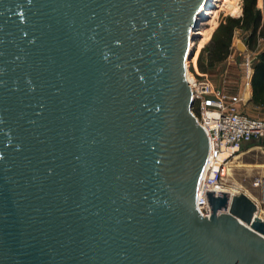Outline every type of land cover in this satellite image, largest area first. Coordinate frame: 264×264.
<instances>
[{"label": "water", "instance_id": "water-1", "mask_svg": "<svg viewBox=\"0 0 264 264\" xmlns=\"http://www.w3.org/2000/svg\"><path fill=\"white\" fill-rule=\"evenodd\" d=\"M206 1L0 0V264H264L250 197L196 207Z\"/></svg>", "mask_w": 264, "mask_h": 264}, {"label": "rangeland", "instance_id": "rangeland-1", "mask_svg": "<svg viewBox=\"0 0 264 264\" xmlns=\"http://www.w3.org/2000/svg\"><path fill=\"white\" fill-rule=\"evenodd\" d=\"M257 3L258 8L262 10L263 0H258ZM238 4L240 7L239 14L232 15L228 10L219 7L211 12L207 21L202 22L200 27L201 34L196 40L195 47L198 41H200L201 45L196 51L194 61L190 60L188 62L189 72L194 77L209 78L216 86L234 95H241L240 92L247 87V68L245 64L251 61L253 74L254 64L264 47L263 39H259L255 46H251L249 43L250 31L240 28L233 34L231 46L225 60L212 66H207L204 73L199 69L197 59L201 56L206 63L215 39L219 35L218 29L220 26L227 23L230 18H240L242 16L243 0H238ZM238 43H242L246 49L239 50L237 47ZM253 106L256 110L251 109L253 110L252 112H248L245 105L243 107L241 105V109L251 117L264 118V108ZM235 156V159L237 158L236 163L233 157L229 167L230 170L227 173L228 178L227 176L225 178V184L235 185L237 183L236 185L239 189L235 194L243 193L250 197L258 206L257 215L264 219V197L261 184L264 181V147L247 144Z\"/></svg>", "mask_w": 264, "mask_h": 264}, {"label": "built area", "instance_id": "built-area-1", "mask_svg": "<svg viewBox=\"0 0 264 264\" xmlns=\"http://www.w3.org/2000/svg\"><path fill=\"white\" fill-rule=\"evenodd\" d=\"M245 66L246 86H249L252 78L251 61ZM190 75L192 110L209 142V153L197 193L196 207L200 214L208 217L210 208L206 192H225L223 186L227 176V161L239 153L243 146L264 140V118L251 117L243 112L241 105L244 102L241 95L221 89L209 78H196L191 73Z\"/></svg>", "mask_w": 264, "mask_h": 264}, {"label": "trees", "instance_id": "trees-1", "mask_svg": "<svg viewBox=\"0 0 264 264\" xmlns=\"http://www.w3.org/2000/svg\"><path fill=\"white\" fill-rule=\"evenodd\" d=\"M257 2L258 0H243L242 16L230 18L227 23L220 26L219 35L215 39L207 62L205 63L201 56L197 59V65L202 72H206L207 66H212L226 59L233 34L237 29L244 28L250 31L249 43L251 46H255L259 39L264 40V0L262 10L258 8ZM200 45L201 43L198 41L191 58L192 61H194V56ZM251 88L252 103L264 108V47L254 64Z\"/></svg>", "mask_w": 264, "mask_h": 264}, {"label": "bare ground", "instance_id": "bare-ground-1", "mask_svg": "<svg viewBox=\"0 0 264 264\" xmlns=\"http://www.w3.org/2000/svg\"><path fill=\"white\" fill-rule=\"evenodd\" d=\"M219 7L228 10L232 15H237L240 12V7H239V4H238V0H232V1L231 0H207L205 8L201 11L200 15L198 16L199 25H198L197 29H195V31H193L194 34H195V39L193 41H191V43H190L189 54H191V57H189L190 58L189 60H191V58L193 56L196 40L198 39V36L200 37V34H201L200 27L202 25V22H204V20H206L207 18L209 19V16H210L211 12L213 10L219 8ZM189 60L186 62V67H188ZM187 79H188L189 82H192V76L190 75L189 71H187ZM235 155H233L227 161V164H226L227 173L230 170L229 167H230L232 158ZM227 178H228V176H227ZM233 184H234V182H233ZM236 184L235 185L225 184V186H223V191L228 192L231 195H234L236 193V191L239 189V187ZM261 184H262V187H263V197H264V181L261 182ZM263 200H264V198H263Z\"/></svg>", "mask_w": 264, "mask_h": 264}, {"label": "crops", "instance_id": "crops-1", "mask_svg": "<svg viewBox=\"0 0 264 264\" xmlns=\"http://www.w3.org/2000/svg\"><path fill=\"white\" fill-rule=\"evenodd\" d=\"M240 94H241V96H242V98H243V104H242V107L245 105L246 106V110L248 111V112H252L253 110H256L255 108H254V104L252 103V88H251V84L249 85V86H247V87H245V89L243 90V91H241L240 92ZM241 107V108H242ZM251 109H253V110H251ZM251 144H254V146L255 145H257L258 143H251ZM259 145V144H258ZM261 146V145H260ZM236 157V156H235ZM235 157H234V159H235ZM237 159V158H236ZM236 159L234 160L235 161V163H236Z\"/></svg>", "mask_w": 264, "mask_h": 264}, {"label": "flooded vegetation", "instance_id": "flooded-vegetation-1", "mask_svg": "<svg viewBox=\"0 0 264 264\" xmlns=\"http://www.w3.org/2000/svg\"><path fill=\"white\" fill-rule=\"evenodd\" d=\"M254 143H255V142H254ZM256 143H258L259 145H261V142H256ZM258 144H257V145H258Z\"/></svg>", "mask_w": 264, "mask_h": 264}, {"label": "snow or ice", "instance_id": "snow-or-ice-1", "mask_svg": "<svg viewBox=\"0 0 264 264\" xmlns=\"http://www.w3.org/2000/svg\"><path fill=\"white\" fill-rule=\"evenodd\" d=\"M117 43H119V41H117ZM141 79H143V77H141Z\"/></svg>", "mask_w": 264, "mask_h": 264}]
</instances>
